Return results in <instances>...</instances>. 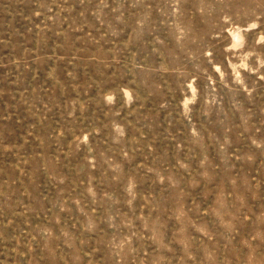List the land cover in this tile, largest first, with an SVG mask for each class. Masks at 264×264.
Masks as SVG:
<instances>
[{
	"label": "rangeland",
	"instance_id": "obj_1",
	"mask_svg": "<svg viewBox=\"0 0 264 264\" xmlns=\"http://www.w3.org/2000/svg\"><path fill=\"white\" fill-rule=\"evenodd\" d=\"M0 264H264V0H0Z\"/></svg>",
	"mask_w": 264,
	"mask_h": 264
}]
</instances>
